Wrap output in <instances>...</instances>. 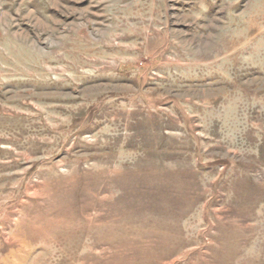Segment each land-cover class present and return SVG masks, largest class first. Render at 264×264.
<instances>
[{"label": "rangeland", "instance_id": "rangeland-1", "mask_svg": "<svg viewBox=\"0 0 264 264\" xmlns=\"http://www.w3.org/2000/svg\"><path fill=\"white\" fill-rule=\"evenodd\" d=\"M0 264H264V0H0Z\"/></svg>", "mask_w": 264, "mask_h": 264}]
</instances>
